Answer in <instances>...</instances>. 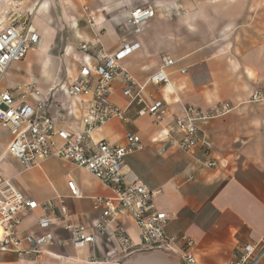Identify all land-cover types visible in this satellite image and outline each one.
Returning a JSON list of instances; mask_svg holds the SVG:
<instances>
[{
	"label": "crops",
	"instance_id": "1",
	"mask_svg": "<svg viewBox=\"0 0 264 264\" xmlns=\"http://www.w3.org/2000/svg\"><path fill=\"white\" fill-rule=\"evenodd\" d=\"M138 7L152 8L156 15L133 36L129 15ZM84 8L92 14L96 31L86 26ZM30 15L44 42L40 50L12 63L2 90L33 84L42 95H54L49 110L58 130L78 132L84 128L82 117L93 97L76 100L65 88L86 66V55L91 68L101 65L93 45L88 54L79 45L99 37L103 50L115 53L123 41L136 40L141 47L124 59L122 67L139 85H146L142 102L129 106L121 80L114 81L110 99L126 111L127 120L109 121L92 134L90 144L124 145L128 133L140 137L143 148L127 155L123 172L129 181L137 180L155 193L157 210L170 218L168 234L194 239L195 264H233L243 247L264 242V0H0V31L11 19ZM60 29L69 30L73 42L66 39L70 40L67 52L59 59L51 55V46ZM165 59L176 63L165 68ZM161 70L169 83H148ZM259 89L263 101L250 103ZM156 101L168 107L162 122L138 116ZM224 102L235 109L205 127L213 143L210 157L204 158L199 149L186 153L167 140L155 141L175 119L185 117L188 106L207 112ZM13 139L11 133L0 132V176L12 179L27 199L39 204L65 199L74 224L95 225L102 215L96 199L110 198L112 191L64 159L47 158L26 170L19 159L7 154ZM55 142L64 143L59 136ZM210 159L222 166L208 167L205 163ZM69 180L81 190L80 199L70 196ZM44 215L41 209L24 213L20 237L51 232L57 242L42 247L39 255L29 254L24 242L23 253L2 254L0 264H145L172 256L163 250L125 256L105 243L78 250L58 220L59 210L49 215L50 228L42 230L38 221ZM124 222L138 240L134 224Z\"/></svg>",
	"mask_w": 264,
	"mask_h": 264
},
{
	"label": "built area",
	"instance_id": "2",
	"mask_svg": "<svg viewBox=\"0 0 264 264\" xmlns=\"http://www.w3.org/2000/svg\"><path fill=\"white\" fill-rule=\"evenodd\" d=\"M84 11L86 26L96 31L97 26L92 14L87 8H84ZM155 15L156 12L152 8L138 7L132 10L128 24L133 28V36H138L142 32L141 25L152 20ZM41 45L42 36L34 26L31 15L11 19L9 25L0 31V132H9L14 136L7 154L19 159L26 170L47 158L64 159L99 179L112 191V197L96 199L102 208V215L95 225L79 226L72 221L65 199H60L58 204L54 201L39 204L27 199L12 179L0 176V256L7 253H23L24 242L29 245V254L39 255L42 247L57 242L51 232L26 239L20 237L22 215L41 209L45 215L38 221L40 228L49 229V215L59 210L58 220L63 222L64 229L70 232L75 249L81 250L88 244L105 243V247L114 248V253L125 256L135 252L163 250L174 255L179 254L185 264H195L196 258L191 252L195 245L194 239L186 235L176 237L168 234L170 218L166 213L157 210L154 203L155 193L137 180L129 181L123 172L127 155L143 148L140 137L128 133L124 145L108 142L90 144L92 134L105 127L109 121L127 120L126 111L111 102L114 81L121 80L122 92L130 99L129 106L142 102V90L146 85H139L135 77L122 67L124 59L139 50L141 44L136 40L123 41V47L115 53H106L99 37L91 43L84 41L79 45V49L85 54L90 53L93 45L101 65L95 69L91 68L88 65L89 56L86 55V66L81 69L76 80L65 88V93L76 100L86 96L93 97L90 107L82 117L84 128L78 132L58 130L56 120L49 110L54 95H42L33 84L17 86L13 91L1 89L12 63L23 60L31 50L38 49ZM65 51L67 52V49ZM175 63L174 59H165V68ZM148 83L167 85L168 75L161 70L150 78ZM29 101L33 103L29 104ZM262 101L263 92L259 89L252 96L250 103ZM234 109V106L227 102L220 103L207 112L188 106L185 117L175 119L169 130L155 141L167 140L186 153L199 149L204 158L210 157L213 143L205 127ZM168 112L166 102L156 101L143 107L138 116H150L155 122H162ZM56 136L63 139L62 146L55 142ZM205 165L210 168L222 166L214 159L207 160ZM67 188L72 198L82 197L81 190L73 180L67 182ZM125 220H130L137 228L138 240L128 233ZM243 248L233 264H259L264 258V242Z\"/></svg>",
	"mask_w": 264,
	"mask_h": 264
},
{
	"label": "rangeland",
	"instance_id": "3",
	"mask_svg": "<svg viewBox=\"0 0 264 264\" xmlns=\"http://www.w3.org/2000/svg\"><path fill=\"white\" fill-rule=\"evenodd\" d=\"M71 36H73V34H71L69 30L60 29L55 42L51 46L52 47L51 55L60 59L64 54L66 48L68 47L67 45L71 40L70 39ZM66 39H70V40L68 41ZM43 42H44V37H42V44ZM71 42H73V40H71ZM75 46L77 45L75 44ZM40 48H38L37 50H40ZM146 253H151V255L153 254L152 252H146ZM167 255L168 254H166L164 258L158 260L153 259V260L145 261V264H185V262L183 261L182 257L179 254L177 255L171 254L172 256H169V258L167 257ZM263 262H264V258L260 261L259 264H263Z\"/></svg>",
	"mask_w": 264,
	"mask_h": 264
}]
</instances>
